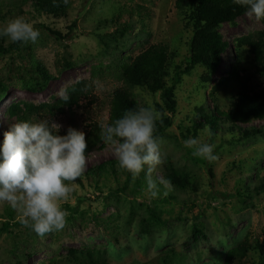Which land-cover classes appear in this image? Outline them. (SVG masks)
<instances>
[{
  "label": "rangeland",
  "instance_id": "obj_1",
  "mask_svg": "<svg viewBox=\"0 0 264 264\" xmlns=\"http://www.w3.org/2000/svg\"><path fill=\"white\" fill-rule=\"evenodd\" d=\"M176 0H70V9L59 18L39 13L25 0H0V24L23 17L41 35L38 41L14 42L3 39L6 53L0 56V81L8 91L0 96V143L14 120L6 108L28 102L35 105L61 98V93L87 81L94 86L93 97L81 102L73 113L51 118L86 133L90 124L109 121L113 93L125 86L120 79L122 66L149 47L164 44L177 53L171 68H185L190 57L192 32L176 9ZM56 31L73 39L58 40L48 33ZM228 45L215 74L200 66L182 76L176 87L177 110L171 115L172 126L163 140V163L157 166L161 195L150 199L146 194L144 174L129 179L117 166L110 171L89 175V170L117 160L115 147L92 152L77 188L62 206L67 224L63 231L41 237L30 227L20 225L0 235V264H84L92 260L109 264H224L227 253L248 238L253 245L264 239V194L250 193L245 200L223 196L244 195L259 183L264 172V135L241 138L240 132L221 129L215 137L204 136L216 144L218 159L209 162L193 155L184 140L201 136L199 110L218 104L227 110L231 98L241 92L259 91L263 78L256 74L248 49H238V39L264 32V21L247 15L233 24L219 28ZM33 54L54 76L44 91L31 93L19 86L28 76L40 79L30 67ZM225 81L215 96L214 88ZM132 93L140 107L162 105L160 95L143 88ZM42 119V118H41ZM264 130V121L252 124ZM172 164L182 175H190L195 184L186 192L176 191L164 177L166 165ZM165 182V183H164ZM167 193L166 195L164 193ZM169 197V198H168ZM17 210L0 204V228L8 221L7 212ZM159 220V221H157ZM195 230L199 238L194 240ZM262 264L257 251L242 262Z\"/></svg>",
  "mask_w": 264,
  "mask_h": 264
},
{
  "label": "trees",
  "instance_id": "obj_2",
  "mask_svg": "<svg viewBox=\"0 0 264 264\" xmlns=\"http://www.w3.org/2000/svg\"><path fill=\"white\" fill-rule=\"evenodd\" d=\"M35 6L36 10L48 16L59 18L67 14L70 9V0H25ZM177 11L184 16L186 27L192 32L189 43L190 57L186 60L185 68L177 66L175 68L174 79H171V68L177 59V53L164 44H157L149 47L145 52L137 58L125 63L121 70L120 79L125 86L118 88L112 96L111 110L109 122L114 121L124 115L126 111L137 109L139 103L135 99L132 89L143 88L153 96L160 95L162 105H157V111L161 114V119L157 122L156 134L161 137L166 134L167 130L172 126L171 115L177 110L178 102L176 99V87L182 82V76L189 74L197 67L206 68L210 74H215L223 56L227 52L228 45L224 42L219 28L224 24H233L239 18L246 15V11L239 5L233 3V0H176ZM48 33L58 40H66L75 36L70 30L68 35H62L56 31ZM238 49H248L253 57L256 74L263 78V84L259 91L241 92L231 98L227 110H221L218 104L213 109L201 108L199 110V129L210 127L215 137L221 129L227 128L230 133L240 132L241 138L249 139L254 136H263L264 130L254 128L255 122L264 121V32H258L252 35L241 37L238 39ZM19 43H14L13 48H19ZM3 39H0V56L7 51ZM31 55L30 67L39 75L40 79L29 78L24 76L19 79L21 89L39 93L45 90L54 76L33 54V49L29 48ZM225 84L221 81L214 88L212 93L215 96L218 89ZM8 91V85L0 81V96ZM94 86L87 81H79L66 90L69 100L66 102L61 98L52 100L41 105H35L28 102L14 104L12 107L6 108L5 115L8 119L14 121L20 120H39L45 118H55L65 115L67 112L73 113L82 101L89 100L93 97ZM227 125V126H225ZM100 123L94 122L90 124L89 131L86 135L88 143V151L91 153L97 150H104L109 146L105 144L101 138ZM61 135L66 132H61ZM118 161H109L99 167L89 170V175H101L110 171L117 174ZM129 179L131 174L119 168ZM154 173V172H153ZM154 175V174H153ZM164 177L176 191L186 192L189 187L195 184V179L190 175H182L172 164L168 163L164 170ZM165 183V182H164ZM257 195L264 194V172L259 183L253 189H247L244 195L236 196L226 195L224 199L245 200L250 193ZM169 198V197H168ZM14 211L7 212L8 221L0 228V235L6 232L12 234L13 227L23 225L21 222L12 224L15 221ZM159 221V220H157ZM11 227V228H10ZM194 240L202 234L199 230H195ZM251 251H257L264 264V239L262 242H256L255 245L249 242L248 238L240 243L236 248L230 250L225 258L224 264H234L242 262L249 256ZM86 264V263H84ZM87 264H109L105 260H92Z\"/></svg>",
  "mask_w": 264,
  "mask_h": 264
},
{
  "label": "clouds",
  "instance_id": "obj_3",
  "mask_svg": "<svg viewBox=\"0 0 264 264\" xmlns=\"http://www.w3.org/2000/svg\"><path fill=\"white\" fill-rule=\"evenodd\" d=\"M233 3L244 8L249 18L264 21V0ZM40 35L39 29L23 17L0 24V39L14 43L35 44ZM69 98L61 93L64 101ZM160 119V112L149 104L100 123L104 143L115 147L118 167L133 179L143 173L150 199L161 195L159 183L153 178V172L163 163V140L156 134ZM63 127L51 118L15 121L0 143V204L17 210L21 223L41 237L65 229L68 213L62 204L77 188L75 181L84 175L92 155L84 131L69 126L61 135ZM213 135L206 126L201 136L184 140V147L192 149L194 156L213 162L218 159L216 144L203 139Z\"/></svg>",
  "mask_w": 264,
  "mask_h": 264
}]
</instances>
